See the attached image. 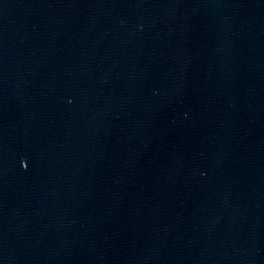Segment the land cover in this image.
I'll return each mask as SVG.
<instances>
[{"label": "water", "instance_id": "1", "mask_svg": "<svg viewBox=\"0 0 264 264\" xmlns=\"http://www.w3.org/2000/svg\"><path fill=\"white\" fill-rule=\"evenodd\" d=\"M0 264H264V0H0Z\"/></svg>", "mask_w": 264, "mask_h": 264}]
</instances>
